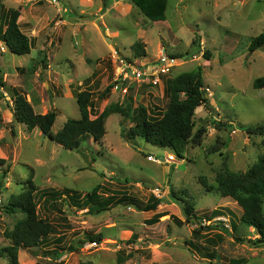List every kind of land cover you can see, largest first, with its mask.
Masks as SVG:
<instances>
[{
    "label": "rangeland",
    "instance_id": "374dc122",
    "mask_svg": "<svg viewBox=\"0 0 264 264\" xmlns=\"http://www.w3.org/2000/svg\"><path fill=\"white\" fill-rule=\"evenodd\" d=\"M32 3L35 10L24 13ZM11 9L20 11L23 32L34 39V48L16 55L0 43V158L6 160L0 167V248L11 243L4 232L24 217L3 208L32 177L40 190L92 195L99 189L92 206L103 203L105 210L93 214L67 201L48 209L39 193L40 216L62 226L64 248L72 245L75 250L55 259L45 251L57 245L20 249V264H264V243L255 244L260 236L240 222L242 207L216 189L208 192L201 183L205 178L208 186L216 187L219 173L246 172L264 155V136L248 135L241 128L264 124V89L253 86L264 77V46L249 51L252 39L264 34V0H168L161 22L147 19L131 0H0V20ZM196 36L201 37L200 49L192 45ZM138 41L147 52L140 58L145 67L163 50L180 56V62L162 85L129 82L125 94L114 89L119 68L111 53L137 59L131 48ZM208 51L210 61L205 60ZM198 67L210 106L197 109L196 130L205 127L207 132L202 145H188L181 157L141 137L127 139L134 124L119 114L107 118L101 142L86 138L77 150H66L13 118L14 90L36 113L57 112L54 133L67 119L81 117L77 95L84 90L93 93L92 119L108 106L126 102L156 117L168 105L166 79ZM217 147L220 151L214 152ZM170 154L175 161L160 160ZM149 155L155 161L148 160ZM116 188L136 196L142 205L159 189L164 200L159 209L171 213L175 208L173 219L166 216L150 225L146 221L153 213L131 206V201L111 206L109 191ZM183 200L194 206L190 222ZM0 264L8 260L0 258Z\"/></svg>",
    "mask_w": 264,
    "mask_h": 264
},
{
    "label": "trees",
    "instance_id": "16d2710c",
    "mask_svg": "<svg viewBox=\"0 0 264 264\" xmlns=\"http://www.w3.org/2000/svg\"><path fill=\"white\" fill-rule=\"evenodd\" d=\"M131 2L147 19L153 22L166 20L168 0H131ZM20 17L21 13L16 9H11L2 15L3 19H1L0 26L3 30L0 41L5 44L11 53L27 55L34 48V39L29 38L22 31L19 24ZM192 45L196 49H200L201 37L196 36ZM263 46L264 34H261L252 39L249 51L254 53ZM131 49L133 56L136 58L147 56L145 45L140 41L134 43ZM211 56L212 54L209 51L206 52L205 60L210 61ZM129 60L131 61L132 59ZM202 73V69L198 67V70L184 72L176 77L167 79L165 96L168 97V105L166 110L162 114L158 113L156 117L151 116L145 107H138L135 111L134 103L126 102L125 104L118 103L110 105L101 115L92 119L90 108L93 106V93L84 90L77 95V103L80 108L81 117L79 119H67L62 129L54 133L52 129L58 116L57 112L50 111L45 115L36 113L33 104L23 94L14 90L13 118L17 122L25 124L29 131L39 129L43 135L61 145L66 150H77L81 142L86 138L91 137L96 142H101L106 134L105 124L107 118L112 114H119L123 117L130 118L134 124L127 133V139L133 140L141 137L146 143L159 148L170 149L181 157L188 145H202L203 137L207 132L205 127L196 130L195 120L198 108L202 106L208 108L210 106V98L205 89ZM253 86L258 90L264 89V77L257 78ZM106 91L108 92L109 90ZM241 128L248 135L264 136V124L248 128L242 126ZM220 149L221 147H217L213 151H220ZM5 164L6 160L0 158V167ZM206 182L205 178L201 179V183L205 185L208 192L216 189L220 196L231 198L242 207L243 215L240 222L245 226L255 229L260 236L255 244H263L264 155L246 172L235 173L228 170L224 173H219L216 177V187L208 186ZM98 190H94L92 195H83L78 191L70 189L40 190L31 177L26 182L24 190L19 194L12 195L8 204L3 208L6 213L15 214L21 212L24 217L17 221L13 230L4 232V237L11 243L8 246L0 248V258H6L8 264H20V249L29 250L44 246L48 243V238L55 233L57 227L48 219L41 217L38 212L36 198L39 193V197L44 199L45 206L48 209H52V207L54 208L57 205L59 206V202L62 205L63 201H67L68 203H76L81 210L89 208L91 213L98 214L105 210L103 209L105 206L103 203V205H98L96 208L92 206L94 196H98ZM123 197V199H120V202L131 201L137 209L146 212L156 210L164 202V200L152 196L145 205H142L141 203L135 202L136 200L129 193H125ZM183 202H185L184 214L187 221L190 222L189 219L193 218L194 210L192 211V207L194 206L191 207V204L187 203L186 200H183ZM108 204H110L109 201ZM159 218L160 216H158ZM211 218H213V214L210 220ZM207 229H211V227ZM197 233L198 230L196 229L194 234ZM218 239L219 241L222 240L220 237ZM67 250L73 251L75 249L71 245L67 249L61 248L60 251H45V255L58 259ZM119 264L124 263L120 262Z\"/></svg>",
    "mask_w": 264,
    "mask_h": 264
},
{
    "label": "built area",
    "instance_id": "2783aa9c",
    "mask_svg": "<svg viewBox=\"0 0 264 264\" xmlns=\"http://www.w3.org/2000/svg\"><path fill=\"white\" fill-rule=\"evenodd\" d=\"M53 2L56 3L57 0H53ZM111 55L115 62L118 63L119 68L118 78L115 79L114 82V89L121 90L125 94L129 91V82H134L140 87H158L162 84L163 78L171 74L172 70L180 62L179 57L173 54H167L165 50L161 52L157 60L148 64L146 67L143 65L140 58L132 59L130 61L128 58L121 56L116 50L113 51ZM154 157V155H149L148 160L155 161L153 159ZM169 159L170 156H168L165 161H174V159ZM152 194L155 198L162 199L161 191L159 189L152 190ZM95 245L96 243H94V246Z\"/></svg>",
    "mask_w": 264,
    "mask_h": 264
},
{
    "label": "crops",
    "instance_id": "0c3cea01",
    "mask_svg": "<svg viewBox=\"0 0 264 264\" xmlns=\"http://www.w3.org/2000/svg\"><path fill=\"white\" fill-rule=\"evenodd\" d=\"M27 9H28V11H30V12H32L33 10H35V5L32 3V4H27L26 5V8H25V10H24V13L27 11ZM0 22H1V20H0ZM37 23V22H36ZM19 24H20V26H21V29H22V31H23V23H22V15H21V17H20V20H19ZM30 26H29V29L30 30H32L33 29V31H35V26H32L31 24H29ZM34 27V28H33ZM5 29V28H4ZM28 29V28H27ZM2 27L0 26V37H1V34H2ZM0 43H2V41H0ZM165 78L166 77H164L163 78V81L165 80ZM168 79V78H167ZM166 79V80H167ZM162 81V82H163ZM162 85V84H161ZM163 149V148H162ZM170 150V149H169ZM170 155H172V154H170ZM168 156V155H167ZM173 156V155H172ZM161 159H163V158H161ZM168 163V162H167ZM109 190V189H108ZM109 192H112V195H111V197H109V199H108V201L110 202V205L111 206H113V207H117V205L119 206V205H122L123 203H124V201H122V202H120V199H123L124 197V194L125 193H128L127 191H124V190H118L117 188L116 189H114V190H110ZM165 193H167L168 194V192H165ZM155 197L153 194H152V192H151V194L149 195V198H151V197ZM134 197V199H137V197L136 196H133ZM149 198H148V200H149ZM168 198H169V194H168V196H167V200H168ZM147 200V201H148ZM147 201H146V203H147ZM76 204V203H75ZM128 204H132L131 206H134V204L133 203H128ZM162 204H160L159 206H161ZM76 206L79 208V205H77L76 204ZM159 206H158V208L156 209V210H154V211H148V212H146V211H143V212H145V213H147V214H149V213H153L151 216H149V217H147L149 220H147L146 222L148 223V224H152V225H156L157 223H159L161 220H164L163 219V217H166V216H169V218L170 219H173V214H174V212H175V208L172 210V212L171 213H166V211H161L160 209H159ZM166 206H173V203H171L170 205H166ZM134 207H136V206H134ZM161 207H163V206H161ZM82 210H87V209H82ZM158 216H160V218L158 219ZM154 222H156V223H154ZM177 225L178 226H181V223H177ZM57 228H56V231H55V233L53 234V235H51L49 238H48V243L46 244V245H44V246H47V248H49V247H54V246H56L57 245V248L56 249H51V250H59V249H61V247H62V249L64 248V244L66 243V240L64 239V238H61L62 236H61V229L63 228L62 226L60 227V225L59 226H56ZM231 229V228H230ZM210 230H212V229H210ZM55 236H57L58 238H55ZM218 237H216V239H217ZM51 240V241H50ZM217 241H219V240H217ZM224 241V240H223ZM223 241L222 242H218L219 244L218 245H220V244H222L223 243ZM67 242H70V240H68L67 239ZM47 250V249H46ZM49 251V250H48Z\"/></svg>",
    "mask_w": 264,
    "mask_h": 264
},
{
    "label": "clouds",
    "instance_id": "9594fccd",
    "mask_svg": "<svg viewBox=\"0 0 264 264\" xmlns=\"http://www.w3.org/2000/svg\"><path fill=\"white\" fill-rule=\"evenodd\" d=\"M168 156H170V155H168ZM168 156H166L165 158H163V159H161L163 162H165V160L168 158ZM174 157V156H173ZM174 161H175V158H174ZM168 163H170V162H168ZM160 200H162V199H160ZM228 227L229 228H231V226L230 225H228Z\"/></svg>",
    "mask_w": 264,
    "mask_h": 264
},
{
    "label": "bare ground",
    "instance_id": "6f19581e",
    "mask_svg": "<svg viewBox=\"0 0 264 264\" xmlns=\"http://www.w3.org/2000/svg\"><path fill=\"white\" fill-rule=\"evenodd\" d=\"M172 157H173V156L171 155V156H170V159H172V160H173V159H174V157H173V158H172Z\"/></svg>",
    "mask_w": 264,
    "mask_h": 264
}]
</instances>
